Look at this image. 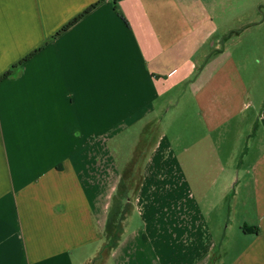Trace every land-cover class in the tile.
<instances>
[{
    "label": "crops",
    "instance_id": "0c3cea01",
    "mask_svg": "<svg viewBox=\"0 0 264 264\" xmlns=\"http://www.w3.org/2000/svg\"><path fill=\"white\" fill-rule=\"evenodd\" d=\"M100 1L0 0V264H264V0H104L60 33ZM135 130L138 193L212 178L225 228L207 198L125 232L114 147Z\"/></svg>",
    "mask_w": 264,
    "mask_h": 264
},
{
    "label": "rangeland",
    "instance_id": "374dc122",
    "mask_svg": "<svg viewBox=\"0 0 264 264\" xmlns=\"http://www.w3.org/2000/svg\"><path fill=\"white\" fill-rule=\"evenodd\" d=\"M261 36L264 37V33H262ZM251 40H253V38L249 40V43H255ZM114 148L119 159L118 165L122 168L123 172L126 173L125 176L127 175L129 177V174L133 176L132 178L130 177L131 179L125 177L123 180L119 181L120 185L118 192L114 194L115 200L119 204L125 205L122 214L126 212V215H128L127 218L129 221L125 229L128 235L142 232V234L151 236L163 234L164 231L169 232L174 229V221H178V218L183 217V220L185 219L188 222L189 215L196 205L198 206V212L202 213L205 219L207 198L215 200L212 204H216L218 207V210L215 211L216 216L220 218L224 217V223L219 226V228L223 229L226 227L229 213V198L231 195H228V197L225 195V197H223L224 195L213 190L210 187V182L213 180L212 178L192 177L188 173L184 174L182 178H179L175 177L177 174L174 171L170 173L167 171L162 177L160 176L158 184L153 185V188L150 186L151 190L146 188L144 194H139V190H137L136 186L142 180L141 174L144 166L142 156V131L135 130L132 133L123 135ZM145 148L147 147L145 146ZM129 156H135L134 160L132 161ZM128 165L132 167L131 171ZM130 180L131 185L127 188L125 183ZM161 180L164 181L161 182ZM183 181H185V183H182ZM126 189H128V191L125 192ZM140 196L143 200L142 205H153L155 207L156 217L150 218V216L149 219H143L139 216L137 211L132 209L131 205H135V200ZM203 202L204 205H201ZM120 220H122V218H119V221ZM120 232L122 233V231H119V233ZM179 232L180 231L177 233ZM94 262L95 264L97 263L96 261ZM135 264H138V262H135ZM139 264H141V261Z\"/></svg>",
    "mask_w": 264,
    "mask_h": 264
},
{
    "label": "trees",
    "instance_id": "16d2710c",
    "mask_svg": "<svg viewBox=\"0 0 264 264\" xmlns=\"http://www.w3.org/2000/svg\"><path fill=\"white\" fill-rule=\"evenodd\" d=\"M102 1L101 0L99 3L93 5L92 7H90L87 11H85L83 14H81L79 17H77L75 20H73L69 25H67L60 33L66 31L67 29H69L71 26H73L74 24H76L79 20H81L84 16H86L88 13H90L93 9H95ZM114 2H116V0H114ZM124 20V18H123ZM59 33V34H60ZM37 52H39V50L35 51L33 54H31L29 57H27L22 63H20L17 66H14L10 71H8L5 75L4 78H7L9 76H11L12 74L15 73V71L27 60H29L32 56H34ZM100 257V256H99ZM99 260V259H98ZM95 264V262L93 263Z\"/></svg>",
    "mask_w": 264,
    "mask_h": 264
}]
</instances>
